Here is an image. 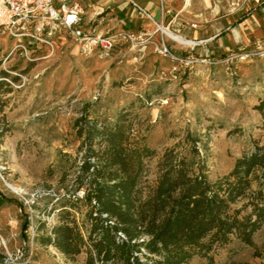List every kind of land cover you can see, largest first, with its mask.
<instances>
[{"label":"rangeland","instance_id":"obj_1","mask_svg":"<svg viewBox=\"0 0 264 264\" xmlns=\"http://www.w3.org/2000/svg\"><path fill=\"white\" fill-rule=\"evenodd\" d=\"M165 9L164 22L151 21L145 48L122 41L107 58L82 54L69 38L54 52L39 44L28 58L0 34L3 262L86 264L90 206L78 179L86 156L98 165L105 147L98 131L88 137V125H118L127 148L153 150L144 157L146 190L169 149L183 156L196 144L197 160L216 181L264 146V0H190ZM164 43L173 55L160 52ZM61 224L82 234L80 252L46 243ZM184 264H264V223L251 243L233 235Z\"/></svg>","mask_w":264,"mask_h":264},{"label":"trees","instance_id":"obj_2","mask_svg":"<svg viewBox=\"0 0 264 264\" xmlns=\"http://www.w3.org/2000/svg\"><path fill=\"white\" fill-rule=\"evenodd\" d=\"M76 123L84 127L82 118ZM88 132V137L98 133L105 147L98 165L86 156L78 179L90 206L86 264L97 259L149 264L142 256L151 264H184L196 254L207 255L214 244L228 243L233 235L251 243L264 223V146L238 158L232 171L216 181L208 179L204 164L197 160L196 144L183 156L169 149L158 162L154 184L146 190L144 157L153 150L127 148L118 125L99 130L91 124ZM89 155L99 152L89 148ZM87 173L90 177L85 179ZM239 202L242 206L234 207ZM75 231V226L61 224L54 227V238L45 241L65 253L80 252L83 236Z\"/></svg>","mask_w":264,"mask_h":264},{"label":"built area","instance_id":"obj_3","mask_svg":"<svg viewBox=\"0 0 264 264\" xmlns=\"http://www.w3.org/2000/svg\"><path fill=\"white\" fill-rule=\"evenodd\" d=\"M104 9L94 11V18L102 17ZM85 9L73 0H0V34L17 40L16 48L30 58L32 47L47 45L51 52L62 38H69L86 55L110 57L115 47L123 42L134 49H143L150 42L148 31L120 29L104 32L84 27ZM164 55H173L164 43L159 47Z\"/></svg>","mask_w":264,"mask_h":264},{"label":"crops","instance_id":"obj_4","mask_svg":"<svg viewBox=\"0 0 264 264\" xmlns=\"http://www.w3.org/2000/svg\"><path fill=\"white\" fill-rule=\"evenodd\" d=\"M80 2L85 9L84 27L104 32L128 29L139 32L151 30V21L163 20L170 6L177 3L187 4L190 0H73ZM104 9V21L94 18V11ZM13 41L16 39L12 38ZM33 48V47H32ZM79 51V50H78Z\"/></svg>","mask_w":264,"mask_h":264},{"label":"bare ground","instance_id":"obj_5","mask_svg":"<svg viewBox=\"0 0 264 264\" xmlns=\"http://www.w3.org/2000/svg\"><path fill=\"white\" fill-rule=\"evenodd\" d=\"M183 39V38H182Z\"/></svg>","mask_w":264,"mask_h":264}]
</instances>
